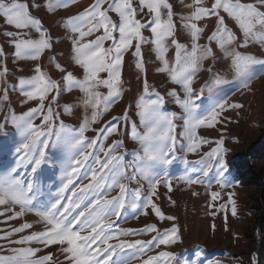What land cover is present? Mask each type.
<instances>
[{"label": "snow or ice", "instance_id": "1", "mask_svg": "<svg viewBox=\"0 0 264 264\" xmlns=\"http://www.w3.org/2000/svg\"><path fill=\"white\" fill-rule=\"evenodd\" d=\"M72 2L74 0H47L46 7L49 11H54L59 7L67 8ZM187 7L192 8L193 11L181 19L191 35L190 49L174 38L176 25L173 19V6L168 0H139V8L133 6V0H94L93 4L84 11L65 21V27L74 34L72 51L75 63L83 68L85 75L83 79H78L71 72H67L63 80L68 91L78 88L85 94L84 104L86 108L92 109L91 117L85 118L78 129L67 128L63 122L57 129L53 109L49 105L45 111V101L53 92L56 95L52 99H57L60 85L46 76L39 64L36 65L33 76L19 79L18 85L23 96L26 97L24 102L38 101V105L19 115L13 111L5 118L4 123H0V132H3L10 120L21 137L18 146L14 148V159L9 162L0 158V170H2L0 171V205H18L20 212L17 216L22 215L30 206L35 207L34 196L37 193L44 195L40 190L37 174L47 162L46 152L52 138L55 137L58 142H62L68 151L62 161L61 184L55 194L49 192L46 200L36 202L43 209L38 211L37 215L45 223V230L22 236L19 240H11L12 235L32 227L31 224L25 223L21 227L14 228L11 233H5L0 239L20 245L30 244L33 241L42 243L45 247L59 244L62 246L61 251L66 254L65 259L70 264H131L132 259H141V264H173L177 260L176 254L170 251L147 255L149 251L161 245L168 246L179 240V229L175 225L163 232L155 225L146 226L141 230L143 233H156L148 240L121 239L128 236L131 230L112 231L114 221H111L110 217L119 218L125 208L128 186L122 181L135 180L137 177L135 174L129 176L126 173L125 154L119 152L122 147L121 142L115 141L107 149L99 144L101 134L117 132L116 126L96 130V138H89L86 133L90 125L96 123L109 111L111 104L121 97L124 54L133 48V41H136L133 55L139 60L137 67L143 69L142 30L147 27L150 28L153 37L151 42L155 44L158 58L162 62V67L158 71L168 73L171 81L183 89V98L177 97L176 103L185 113L183 135L188 141V151L195 153L202 144L209 142L199 137L197 129L202 126L214 127L220 114L226 110V101H213L207 106L197 103L201 101L203 91L201 90L200 93L194 91L193 78L199 71L201 62L213 54L210 47L198 43L203 31L198 22L216 17V29L208 39L216 42L219 48L226 52L238 37L227 26L225 17L234 22L241 34L242 42L239 43V47L247 48L250 44L264 46V0H213L210 6L205 4V0H192ZM144 9L151 14V20L147 24L136 18L138 12ZM109 13H115L119 17V22H114ZM0 17L18 30L34 29L39 34L38 39H31L21 38L26 33L7 32L6 35L14 38L16 57L39 60L43 52L51 48L50 37L43 29L42 22L30 14L28 3L19 0H0ZM101 29L102 34L97 35L94 40L85 39L100 32ZM117 32L118 38L115 35ZM168 40H171L176 49L173 65H170L165 57ZM106 41L112 43L105 47ZM229 55L231 70L236 77L245 80L254 77V66H264V59H258L252 54L233 49ZM57 69L64 71L59 65ZM7 72L8 69L4 67L0 76L6 75ZM101 73H107V76L102 78ZM223 83L225 81L221 78L214 81L215 85ZM101 87L108 89L107 94L98 91ZM144 90L147 93V81ZM171 95L177 96L175 92ZM3 99H7V90ZM163 105L164 99L159 96L157 99L147 101L142 97L137 105L139 109L137 114L145 131L139 133L133 125L132 136L142 145V154L135 155L134 173L138 172L141 176L149 175V170L155 169L156 165H170L175 159L177 145L175 113L162 111ZM227 107L243 106L233 104ZM65 110L70 111V108L66 106ZM37 118L40 120L39 123L35 122ZM126 118L127 114H125ZM104 139H107V136ZM216 143L218 147L213 148L205 156L216 160L219 175L223 176L227 171V162L222 156L223 140ZM97 148L102 156L97 154ZM184 162L189 163L187 160ZM197 163L204 164L205 169L211 167L205 163L203 157ZM25 169L27 171H24ZM202 171L204 176L208 175L207 170ZM29 172L32 179L25 180L24 177ZM179 179L188 183H201L198 179L193 180L185 176ZM162 182L169 191L172 190L170 179L153 178L151 195L148 196L144 207L145 209L151 207L161 221L174 220L173 216H165L152 200V196L156 194V189ZM117 188L119 193L109 198L108 193ZM211 196L215 200L219 193L213 192ZM140 198V192L136 191L135 200L131 204L133 209L139 207L135 201ZM232 213L236 214L235 206L232 208ZM38 251L39 249L32 247L12 248L11 254L0 255V264H49L52 261L51 254L37 257ZM146 255L147 258L144 259ZM184 264L188 262L184 261Z\"/></svg>", "mask_w": 264, "mask_h": 264}, {"label": "rangeland", "instance_id": "2", "mask_svg": "<svg viewBox=\"0 0 264 264\" xmlns=\"http://www.w3.org/2000/svg\"><path fill=\"white\" fill-rule=\"evenodd\" d=\"M19 2L28 3L30 14L42 22V27L50 37L52 46L43 52L39 60L16 57L14 38L6 33H26L21 38L31 39H38L39 34L34 29L18 30L0 17V72L4 67L8 69L6 75L0 76V123H4L5 118L13 111L19 115L38 105V101L24 102L26 97L23 96L18 81L21 78L33 76L34 69L39 64L46 76L60 85V94L57 99H52L56 95L55 92L49 94L45 101V111L51 105L57 129L61 122L67 128L78 129L85 118L90 119L92 109L85 107V94L78 88L68 91L63 80L67 72H71L78 79H83L85 75L83 68L75 63L72 51L74 34L65 27V21L84 11L93 4L94 0H74L69 7H59L54 11H49L46 7L47 0H19ZM168 2L173 6V19L176 25L174 38L190 49L191 35L184 27L181 17L188 16L193 11L192 8L187 7L192 0H168ZM212 2L213 0H205L207 6H210ZM133 6L139 8V0H133ZM164 11L166 13V10ZM109 15L114 22H119V17L115 13H109ZM136 18L147 24L151 20V14L144 9L138 12ZM225 20L227 26L238 37L227 52L219 48L216 42L208 39L216 29V17L198 22L203 29L198 43L201 46L210 47L213 54L201 62L200 69L193 78L194 91L197 93L203 91L202 99L197 103L207 106L213 101H226V110L220 114L214 127L202 126L197 129L199 137L209 141L208 143L202 144L195 153L188 151V141L183 135L185 113L176 103L177 97L183 98V89L171 81L168 73L158 71L162 67V62L158 58L155 44L151 42L153 37L150 28L147 27L142 30L143 69L137 67L139 60L133 55L136 43L133 41V48L124 54L121 70V97L111 104L109 111L104 113L96 123L90 125L86 133L89 138H96V130L116 126L117 132L101 134L99 144L107 149L113 142H121L122 147L119 152L125 154L126 173L129 176L135 174L137 177L135 180L122 181L127 184L128 193L125 208L119 218L110 217L111 221H114L112 231L131 230L128 236L121 239L148 240L156 233H143L141 230L146 226L155 225L159 231L163 232L175 225L179 229V240L175 244L161 245L147 253V255H155L159 251H170L177 257L173 264H184V261L188 264H264V227H262L264 225V66H254V77L251 80H245L236 77L231 70L229 55V52L235 49L255 55L258 59H264V46L250 44L247 48L239 47V43L242 42L239 30L231 19L225 17ZM102 32L101 29L100 32L85 39L94 40ZM115 35L118 38V32ZM111 43L106 41L105 47ZM166 47L165 57L169 64L173 65L175 46L171 40H168ZM57 65L64 71L58 70ZM100 76L105 78L107 73H101ZM217 78L223 79L225 83L215 85L214 81ZM145 81L148 85L147 93L144 90ZM5 90H7L6 100L3 99ZM98 91L107 94L108 89L101 87ZM172 92H175L177 96L171 95ZM158 96L164 99L162 111L175 113L174 124L177 137L175 159L170 165L158 164L155 169L149 170V175L141 176L138 172L134 173L135 155L142 154V145L132 136L133 125L136 126L137 132L145 131L137 114L139 111L137 105L142 97L147 101L157 99ZM233 104H240L243 107H227ZM66 106L70 108V111L65 110ZM125 114H127L126 119ZM35 122L39 123V118ZM105 136L107 139H104ZM221 139L223 140L222 156L227 162V171L223 176L219 175L216 160L205 156L213 148L218 147L216 142ZM20 141L21 137L9 120L3 132H0V158L11 162L15 156L14 148ZM67 151L62 142H58L55 137L52 138L46 152L47 162L37 174L40 190L44 195L37 193L33 198L36 206H30L19 216H17L20 212L18 205H0V237H3L5 233H11L14 228L21 227L25 223L31 224L32 227L12 235L11 240H19L22 236L45 230V223L37 215V212L43 209L36 202L46 200L49 192L54 195L60 186L63 176L62 161ZM96 152L102 156L98 148ZM202 157L206 164L211 165L210 168L205 169L204 164L197 163ZM185 160L189 163L186 164ZM202 170H207L208 175L204 176ZM181 176L198 179L201 183H188L179 179ZM159 177L165 180L170 179L172 190L169 191L166 184L162 182L157 187L152 200L165 216H173L174 220L161 221L151 207L147 209L144 207L148 196L151 195V182L153 178ZM256 177L263 181L261 187L253 183ZM24 179L31 180V173L29 172ZM136 191L140 192L141 198L135 201L139 207L133 209L131 204L135 200ZM213 192L219 193L215 200L211 196ZM118 193L117 188L111 190L108 196L111 198ZM233 206L236 208L235 215L232 213ZM145 212L147 214H144ZM21 247L39 249L37 257L51 254L52 261L49 264H70L65 259L66 254L61 251L62 246L59 244L45 247L44 244L33 241L30 244L20 245L10 244L8 240L0 239V255L11 254L12 248ZM147 255L143 258L146 259ZM131 264H141V259H132Z\"/></svg>", "mask_w": 264, "mask_h": 264}, {"label": "trees", "instance_id": "3", "mask_svg": "<svg viewBox=\"0 0 264 264\" xmlns=\"http://www.w3.org/2000/svg\"><path fill=\"white\" fill-rule=\"evenodd\" d=\"M253 181H254L253 183H254L256 186H259V187H261V185L263 184V181H261L258 177L254 178ZM261 222H262V219H261ZM262 227H264V225H263ZM262 230H263V229L261 228V231H262Z\"/></svg>", "mask_w": 264, "mask_h": 264}]
</instances>
